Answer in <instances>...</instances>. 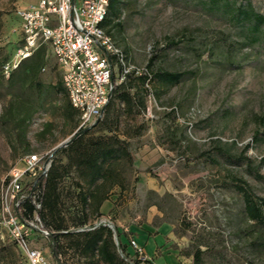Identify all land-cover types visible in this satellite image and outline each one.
<instances>
[{
	"label": "rangeland",
	"instance_id": "374dc122",
	"mask_svg": "<svg viewBox=\"0 0 264 264\" xmlns=\"http://www.w3.org/2000/svg\"><path fill=\"white\" fill-rule=\"evenodd\" d=\"M40 1L0 0V216L11 170L28 154L52 153L54 163L65 164V144L79 132L68 98L52 88L59 81L54 58L40 72V86L28 72L31 61L9 78L1 73L23 39L17 10ZM230 1L264 16V0ZM118 2L112 36L126 64L144 68L156 58L153 73L184 77L177 86L155 81L150 111L114 103L108 122L120 118L114 134L129 143L133 165L121 162L124 189L113 188L89 223L124 233L123 244L133 256L140 250L135 259L142 264H195L199 249L204 264H264V231L247 220L236 188L248 186L264 199V40L249 46L229 17L203 0ZM89 132L110 135L101 124ZM76 182L73 172L71 194ZM74 197L66 196L67 207ZM114 242L122 258L116 236ZM34 245L52 256L49 240L37 237ZM16 249L0 226V264H21ZM65 259L105 264L71 249Z\"/></svg>",
	"mask_w": 264,
	"mask_h": 264
},
{
	"label": "trees",
	"instance_id": "16d2710c",
	"mask_svg": "<svg viewBox=\"0 0 264 264\" xmlns=\"http://www.w3.org/2000/svg\"><path fill=\"white\" fill-rule=\"evenodd\" d=\"M203 1L210 6V11L223 13L228 16L230 22L238 28L249 46H254L264 40V16L257 13L251 5H238L230 0ZM118 3V0L111 1L105 22V32L112 40V29L119 27L114 21L118 17ZM121 53L125 60L124 53L122 51ZM13 57L14 55L2 65L1 73L3 76L5 65ZM48 59V51L46 48H42L31 59L22 62L10 77L22 69L25 63L31 61L27 67L28 72L33 77V81H37V85L40 86L38 77L40 72L46 71L49 63ZM155 59L151 58L144 68L136 67L137 70H142L139 75L136 70L124 74V68L118 65V71L113 79V94L105 109L103 118L94 126L79 130L64 149L66 163H54L53 160L47 178L38 180L37 199L41 204L40 218L45 229L52 233L51 243L53 244L51 249L56 261L55 264H68L65 254L70 249L76 252L79 251L85 258L99 257V260L105 264H142L141 261L135 259L138 255L137 252L135 256L129 252L130 244H123L122 238L124 236L127 237L124 233L112 230L107 224L95 227L101 220H97L94 224L89 223V220L90 217L98 218L100 216L101 208L109 200V192L113 188L124 189L122 172L118 170L121 162L124 161L129 166L133 165L129 143L114 134L120 118L116 116V122L113 126L108 122L115 113L114 103L116 101L123 103L129 112H134L136 109L145 110L147 109L149 96L151 94L155 96V81L177 86L184 77L183 74L179 73L162 71L153 73L152 68ZM117 62V59L113 58V64ZM129 66V64H126V67ZM55 70H58L57 65ZM52 88L68 98V108L80 120L79 112L70 104L60 72L59 81ZM74 116L72 115L71 119ZM98 124H101L103 130L110 135L91 137L89 131ZM73 172L78 177L77 187L72 188L73 192L77 191V194H71L72 192L67 189L68 180ZM258 178L264 180L260 176ZM236 188L242 196L247 220L264 231V199L257 197L248 186L237 185ZM68 195L75 196L73 198L75 202L71 204V207H67L65 201ZM87 208L91 210L90 214L86 212ZM24 209V217L31 218L35 212V206L30 202H26L24 203ZM67 211L71 212L69 214L73 227H70L67 223ZM72 211L75 212L72 213ZM114 236L117 237L122 258L117 254ZM63 242L67 244V247L64 246ZM17 252L20 256L21 264H26L23 256L18 250ZM203 255L204 252L200 249L197 250L193 254L194 263L204 264Z\"/></svg>",
	"mask_w": 264,
	"mask_h": 264
},
{
	"label": "built area",
	"instance_id": "2783aa9c",
	"mask_svg": "<svg viewBox=\"0 0 264 264\" xmlns=\"http://www.w3.org/2000/svg\"><path fill=\"white\" fill-rule=\"evenodd\" d=\"M112 0H41L25 10H17L21 22L22 43L11 61L5 65L6 78L34 54L46 48L63 78L71 106L80 114L79 130L98 123L104 115L114 90V76L118 65L124 74L133 70L126 67L124 56L105 32V22ZM113 58L117 63L113 64ZM155 96L148 98L149 105ZM149 110V107L147 109ZM54 154H28L20 166L11 170L2 191L0 226L21 252L26 264H55L34 245L37 237L49 240L40 218L38 180L47 178ZM35 206L30 218L24 217V203ZM106 225L100 222L99 225ZM132 245L137 248L135 242ZM140 251L138 248L136 250ZM52 252V249H51Z\"/></svg>",
	"mask_w": 264,
	"mask_h": 264
},
{
	"label": "water",
	"instance_id": "95a60500",
	"mask_svg": "<svg viewBox=\"0 0 264 264\" xmlns=\"http://www.w3.org/2000/svg\"><path fill=\"white\" fill-rule=\"evenodd\" d=\"M70 141H71V140H70ZM70 141L66 142V144H65V147H67V146H68V144L70 143Z\"/></svg>",
	"mask_w": 264,
	"mask_h": 264
}]
</instances>
